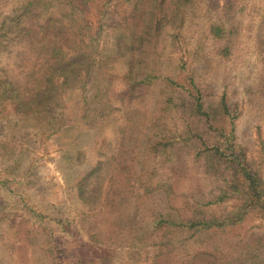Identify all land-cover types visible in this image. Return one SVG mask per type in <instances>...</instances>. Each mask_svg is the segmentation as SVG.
Masks as SVG:
<instances>
[{
    "label": "rangeland",
    "instance_id": "374dc122",
    "mask_svg": "<svg viewBox=\"0 0 264 264\" xmlns=\"http://www.w3.org/2000/svg\"><path fill=\"white\" fill-rule=\"evenodd\" d=\"M32 1L0 0V264H264L259 210L158 224L239 202L205 148L264 189V0Z\"/></svg>",
    "mask_w": 264,
    "mask_h": 264
},
{
    "label": "trees",
    "instance_id": "16d2710c",
    "mask_svg": "<svg viewBox=\"0 0 264 264\" xmlns=\"http://www.w3.org/2000/svg\"><path fill=\"white\" fill-rule=\"evenodd\" d=\"M37 3L46 4L47 1L34 0L30 2V5L34 6ZM43 31L44 33H46L49 31V28L45 26V28H43ZM214 32L217 35H220V30L218 28H215ZM52 47L54 51L58 50L56 46ZM221 105L223 111H228L223 99L221 101ZM192 111L196 116L207 114L204 110L202 102L199 100V97H194ZM221 113L222 112H220V114ZM229 134H227V136H229ZM165 145L168 144H163V146ZM203 153L204 155H206V163L209 162L212 156H217L219 158V154H221L222 157H225L226 160H228L230 156L233 157L231 162H235L237 169L234 173L231 174V180H228V190H224L223 194L230 195L229 192H231V194H235V196L239 198V202L235 204L234 210L230 212V215L226 219L211 218L194 220V218H192L187 220L175 219L167 222L165 219H160L158 224H160L161 222L163 224L166 223V225H168L169 227L177 228L178 230L194 229L195 231L201 232L208 231L209 229H214V231H217L218 229H223L228 225L239 224L250 209L259 210L261 213H263L264 217V189L261 186L262 181L260 180V178L254 172H251L244 163L238 161V158L234 152H229L227 154L226 152L223 153L218 147H212L205 148ZM154 225L157 226L156 222H154ZM249 255H251V252H249ZM206 256L211 257V254H209L207 251H201L197 253L195 257L196 260L193 264L203 263V257L205 258Z\"/></svg>",
    "mask_w": 264,
    "mask_h": 264
}]
</instances>
